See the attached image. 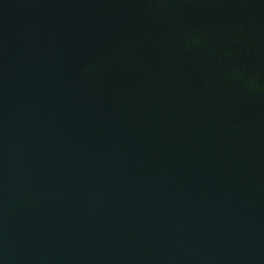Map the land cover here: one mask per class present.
Here are the masks:
<instances>
[{"label": "water", "instance_id": "obj_1", "mask_svg": "<svg viewBox=\"0 0 264 264\" xmlns=\"http://www.w3.org/2000/svg\"><path fill=\"white\" fill-rule=\"evenodd\" d=\"M0 264H264V0H0Z\"/></svg>", "mask_w": 264, "mask_h": 264}]
</instances>
